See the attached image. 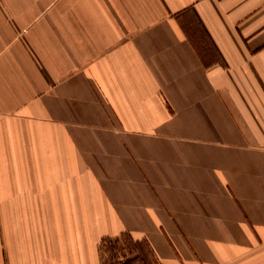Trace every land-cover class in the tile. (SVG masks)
<instances>
[{"label":"crops","instance_id":"crops-1","mask_svg":"<svg viewBox=\"0 0 264 264\" xmlns=\"http://www.w3.org/2000/svg\"><path fill=\"white\" fill-rule=\"evenodd\" d=\"M121 235L257 262L264 0H0V264Z\"/></svg>","mask_w":264,"mask_h":264},{"label":"rangeland","instance_id":"rangeland-1","mask_svg":"<svg viewBox=\"0 0 264 264\" xmlns=\"http://www.w3.org/2000/svg\"><path fill=\"white\" fill-rule=\"evenodd\" d=\"M254 257L264 264V248ZM101 264H159V258L153 254L149 246L142 240H135L127 235L116 239H105L99 246Z\"/></svg>","mask_w":264,"mask_h":264}]
</instances>
